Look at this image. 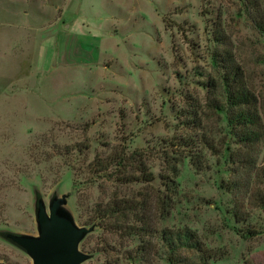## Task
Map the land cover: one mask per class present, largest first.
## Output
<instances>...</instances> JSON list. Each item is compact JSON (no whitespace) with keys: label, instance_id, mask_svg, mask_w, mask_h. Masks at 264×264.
Returning a JSON list of instances; mask_svg holds the SVG:
<instances>
[{"label":"rangeland","instance_id":"obj_1","mask_svg":"<svg viewBox=\"0 0 264 264\" xmlns=\"http://www.w3.org/2000/svg\"><path fill=\"white\" fill-rule=\"evenodd\" d=\"M257 22L264 0H0V263L33 264L3 235L38 236V198H64L93 228L82 264H264V208L248 205L264 195ZM235 73L253 96L248 148L225 98ZM120 200L133 229L105 217ZM181 232L193 240L170 243Z\"/></svg>","mask_w":264,"mask_h":264},{"label":"water","instance_id":"obj_2","mask_svg":"<svg viewBox=\"0 0 264 264\" xmlns=\"http://www.w3.org/2000/svg\"><path fill=\"white\" fill-rule=\"evenodd\" d=\"M64 203V198H54L48 210L38 198V236L7 233L3 237L28 254L33 264H82L90 256L82 253L79 245L93 228H79L71 216L61 210Z\"/></svg>","mask_w":264,"mask_h":264},{"label":"trees","instance_id":"obj_3","mask_svg":"<svg viewBox=\"0 0 264 264\" xmlns=\"http://www.w3.org/2000/svg\"><path fill=\"white\" fill-rule=\"evenodd\" d=\"M262 23L263 22L261 23L257 22L256 26L264 32V23L263 25ZM225 80L229 83V85H227L228 89L225 90L226 103L229 106V108H232L233 110L236 108L239 109L238 112L233 116L231 120V124L234 126V129H236L238 132L237 136L239 138V141L241 142V145L243 147H247L248 143L253 142L254 139H258V135L254 130V127L256 125V115L254 114V112L250 111V107L254 106L252 102L253 96L246 90L244 85H242L241 83L242 80H239V82L238 80H236V73L233 74L232 77L231 75L228 76V78H226ZM135 157H137L138 159ZM141 159H142L141 152L136 151L130 157L126 156L124 158H121V160L116 158L112 162L108 161L107 164L105 160L103 161L95 160L94 163L92 164V169L95 174L104 173L107 172V170L112 166L125 167L128 166V162H130V160H133L131 161V163L134 161L135 163H137L140 162ZM262 179H263L262 184L264 186V173ZM134 205H135L134 202L129 200L126 201L120 200L118 202H114L113 204L110 205L109 209L106 210L107 213L105 214V217L115 218L114 226L116 227V229L119 230L133 229V227L135 226H130L127 222L129 220V215L132 214L131 212H133L134 215L133 217H136V219H138L137 213H134V211H136L135 210L136 206ZM248 205H250L251 207L264 208V195L262 194L256 195L253 193L248 199ZM144 206L146 207V203L144 204ZM143 214H144V216L142 215L143 220L145 218H149V219L151 218V215L147 217V214L145 213ZM235 215L238 221H243V218L241 217L239 218L237 214ZM142 233H146L147 236L148 235L152 236V232H142ZM156 233L157 232H154L153 236ZM193 238L194 237L190 235L189 232H183V233L181 232L173 236L172 241L170 243L184 247V245H186L185 243L189 242L190 240H193ZM162 241L165 245L169 243L167 236L162 237ZM175 254L177 253L173 252L172 254H170L171 258L169 259V261L174 264L176 263L175 260H173Z\"/></svg>","mask_w":264,"mask_h":264}]
</instances>
